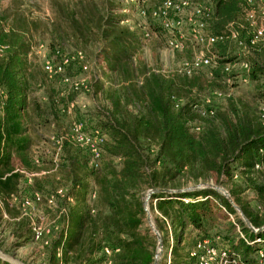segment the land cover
Instances as JSON below:
<instances>
[{"label":"trees","instance_id":"16d2710c","mask_svg":"<svg viewBox=\"0 0 264 264\" xmlns=\"http://www.w3.org/2000/svg\"><path fill=\"white\" fill-rule=\"evenodd\" d=\"M205 1L210 7L205 19L208 33L239 30L246 43L249 33L244 2ZM112 10V6L94 0H81L71 12L55 10L53 24L61 29L62 21L67 39L79 48L83 62H71L63 74L52 77L28 57L26 23L19 21L17 14L0 22V89L4 93L0 112V226L3 211L11 217L9 203L19 192L22 172L32 169L35 153L43 155L41 133L56 128L53 138L58 143H52L50 149L57 159L51 163L58 175V189L42 264H154L157 238L145 226L147 196L155 190L180 191L210 181L229 186V196L243 220L254 230L263 228L264 109L229 101L221 108L215 104L214 116L206 119L193 110L205 97L198 92L203 84L227 86L224 81L229 77L236 81L237 74H231L234 68L224 72L233 61L227 46L234 43L214 45L218 54L213 66L190 77L156 71L137 59L142 32L125 26L123 18L113 15ZM149 27L158 34L164 31L161 26ZM86 47L104 64V78L86 83L95 104L85 115L76 113L66 132L58 134L62 117L76 111L67 96L79 93L63 79H72L70 72L75 67H90L89 57L82 51ZM246 56L250 66L247 79L256 84L254 98L264 106V46L248 50ZM243 75L238 76L239 82ZM74 124H82L87 133L99 130L105 137L96 161L72 140ZM195 124L198 132L193 130ZM235 177L240 180L232 183ZM246 190L254 194L250 200L241 196ZM149 210L155 213L154 224L165 249L172 238L169 264H195L189 257L191 251L200 241L219 244L216 236L222 244H229L227 250L240 256L241 264H259L258 252L264 253V231L255 233L247 226L248 230L239 218L229 222L228 216L236 215L235 208L214 189L173 196L152 194ZM27 220L22 218L12 225V247L0 246L5 254L29 241ZM235 227L245 236L231 243ZM221 228L223 237L217 233ZM29 231L33 238L31 228Z\"/></svg>","mask_w":264,"mask_h":264},{"label":"rangeland","instance_id":"374dc122","mask_svg":"<svg viewBox=\"0 0 264 264\" xmlns=\"http://www.w3.org/2000/svg\"><path fill=\"white\" fill-rule=\"evenodd\" d=\"M81 0H0V22H3L4 18L7 16H12L17 14L18 20H23L27 28L29 29V33L27 35V41L30 44L28 57L30 60H33L43 71V64L51 59H57L59 56H68L73 55L75 52H78L79 48L75 46L74 41L67 39L66 34L64 33V24L60 21L61 29L57 28L53 22H55V10H64L66 12H71L75 9V5L78 4ZM99 4L106 3L113 7V15L119 16L123 18V24L125 26L130 27L131 29L140 30L142 32L141 35V48L137 53V59L144 63L151 69L156 71H161L164 73H177L181 68L183 62L190 61L193 57L198 55L200 52L205 53L213 59V62L216 61V57L218 51L216 47L213 48H201L197 46L194 42H186V49L182 52H173L167 48L166 41L167 35L164 31H160L161 34L155 32L149 24L160 28V25L157 21L142 19L138 13V8L133 6L131 0H94ZM163 0H149L146 4L143 5L145 9L151 10L155 6L161 4ZM11 18L8 20V23L13 20ZM150 22V23H149ZM35 25V27H34ZM155 27V28H156ZM143 28L148 30L149 36L144 37ZM187 28L185 27L186 31ZM87 56L89 57L90 67H87V71L82 72L79 68H74L70 72L72 75V80L76 82H84V83H93L95 80H103V75H101V68L104 67V64L101 62L98 57H94L93 49L82 48ZM227 51L230 53L232 58V62L230 65L238 64V56L241 58L244 53H240L235 44H230L227 46ZM58 52V55L57 53ZM228 65V64H227ZM44 72V71H43ZM242 73L238 66L234 67V70L231 74L235 75L236 81H231L230 85L227 84L225 86L223 83H218L217 85H209L208 82L202 85L200 89H198L200 97L205 96L208 97L210 94L208 91L218 90L224 93H229V100L227 98L216 100L215 104L218 108H221L228 104L231 101L233 104L237 106L241 104H246L250 107L258 109H264L263 103L255 100L254 96L257 94V86L254 83L248 81L246 84H242L238 81V76ZM49 76V75H48ZM52 77V76H49ZM230 79L233 77H229ZM227 78V79H229ZM234 79V78H233ZM231 79V80H233ZM46 80V79H45ZM226 80V79H225ZM234 82V83H233ZM225 83V81H224ZM46 84L51 87L52 84L46 80ZM226 84V83H225ZM68 103H73L76 111L72 113L70 116L62 117L61 126H59L58 134H62L66 132L69 128L70 122L76 119V113L79 115H85L87 109H91L95 104L94 96H91L89 90L80 91L79 93L73 95L70 94L67 96ZM228 100V101H227ZM57 131L56 128H51L45 130L41 133V137L44 140H49L50 144L44 143L45 141H41L42 148L44 149L43 155L39 156L35 153L34 163L31 170L28 172H22V182L21 187L17 196L13 197L9 203L10 209L12 211L11 217L3 211V223L0 226V246L2 249H8V247H12L13 238L11 234V227L14 222L19 219L26 218L28 219V225L26 227L28 231L29 241L26 245L21 246L19 248L11 249L9 255L14 257L15 259L21 261L24 264H42L45 258V246L49 241V235L53 226L52 215L55 208V195L54 192L58 189V175L54 164L51 163L54 158V162H57L55 156H52L53 150L52 143L55 144L57 140H54L53 135ZM40 142V140H39ZM56 150V147H55ZM57 151V150H56ZM40 157V158H39ZM240 179L238 177L233 178V182H238ZM213 186V187H211ZM192 187V186H191ZM203 188H213L219 194L224 196L225 198L231 199L229 196L228 188L229 186H216L212 181L202 184L200 186ZM35 195L39 197V200H35ZM241 196L246 200H250L254 197V194L250 190H246L241 193ZM232 201V199H231ZM24 202L30 203V208L27 207L22 208L21 204ZM211 202H215L212 200ZM232 204L235 208L236 215H230L232 219L228 216V221L233 223L236 218L243 220V217L240 213V209L237 205H235L232 201ZM147 215L145 220V226L151 230L152 236L155 238V232L151 229V226L157 232V229L154 224V215L147 208ZM16 214V215H15ZM28 214V215H27ZM244 222V220H243ZM245 227L249 230L247 225ZM264 227V226H263ZM30 228L32 231V236L30 234ZM218 236L223 237L225 235V231L223 228L219 232H217ZM160 237V241L162 240L161 235L157 232ZM214 235V233H212ZM241 236H245L242 233L239 227H235L234 237L231 239V243L233 241H237ZM156 239V238H155ZM171 237L169 238V248L165 249L162 246H159V240L156 239L157 246L154 254V263L156 264H169V260L171 258V248L173 245V241H171ZM221 239V238H220ZM258 239H256L257 241ZM215 242L217 244L218 249H228L227 246L229 244H222L219 238L216 236ZM224 242V241H223ZM259 255V254H258ZM204 261L206 264H216L213 261V258L206 255L203 252ZM262 259H259V264ZM106 264V263H105ZM196 264V262H195ZM199 264V262L197 263ZM264 264V263H263Z\"/></svg>","mask_w":264,"mask_h":264},{"label":"built area","instance_id":"2783aa9c","mask_svg":"<svg viewBox=\"0 0 264 264\" xmlns=\"http://www.w3.org/2000/svg\"><path fill=\"white\" fill-rule=\"evenodd\" d=\"M131 1L133 6L138 8L137 13L142 19H152L159 23L167 35V48L173 52L184 51L186 42H194L201 48L209 49L216 44L232 41L237 45L238 51L244 53L243 56L246 55L248 50L254 49L258 45L264 46V0H242L245 6L244 22L246 23L249 33L246 43L242 41L239 30H229L219 35H211L208 33L205 19L209 16L210 7L205 0H163L161 4L155 6L151 10H147L143 7V5L149 0ZM185 27L187 28L186 31H184ZM143 30L144 37L147 38L149 33L145 28H143ZM245 58V56L241 58L239 55L237 59L238 64H228L224 69V72L228 74L235 66H238L244 73V75L240 77V83L242 84L248 83L247 74L250 70V66L245 61ZM74 61L79 63L83 62L81 52L78 51L73 55L65 57L59 56L57 59L53 58L48 60L43 64V71L49 76L63 74L65 68ZM211 66H213V59L205 53L200 52L190 61L183 62L177 73L190 77L197 71ZM81 71H87L85 64L81 65ZM63 83L77 92L87 89L86 83L76 82L69 78H64ZM225 83L230 85L232 83L231 79H226ZM229 95V93L215 90L208 97L199 102L193 110L200 118H212L214 116L213 107L215 101L228 98ZM3 100L4 93L0 89V112L3 108ZM177 104L178 102H176L175 107H177ZM193 128L194 132L199 131L198 125L195 124ZM104 138L105 137L99 130H96L93 133L85 132L82 124H74L72 127V140L79 146L88 150L93 161H96L99 158L100 148L104 143ZM57 143L58 142H56V144ZM35 200H39V197L36 195ZM21 207H27V209H29L30 203L24 202L21 204ZM229 217L232 219L231 216ZM241 237L244 239L243 236ZM256 242H259V240ZM203 252L213 258V261H217L216 264H241V259L238 254L225 248L219 250L217 245H213L209 241L198 242L195 249L189 254V257L195 259L196 264L198 262L199 264H206ZM104 253L106 255L110 254L107 249H104ZM258 254L259 259H262L260 264H263L264 253L259 251ZM106 264H109V262Z\"/></svg>","mask_w":264,"mask_h":264},{"label":"water","instance_id":"95a60500","mask_svg":"<svg viewBox=\"0 0 264 264\" xmlns=\"http://www.w3.org/2000/svg\"><path fill=\"white\" fill-rule=\"evenodd\" d=\"M201 185L199 186H193V187H189V188H186L184 190H180V191H174V190H168V189H161V190H155L153 192H151L146 200H145V210L147 211V208H148V200L150 198V196L152 194L154 195H165V196H173L175 194H179V193H183V192H193V191H199L201 190L202 188L200 187ZM213 187V186H211ZM213 189V188H211ZM229 200V202L232 203L231 199L227 198ZM246 225L255 233H262L264 231V227L261 228V229H252L250 224L244 219ZM151 229L155 232V236L156 238L159 240V246H161V241H160V237L158 236L157 232L155 231V229L153 228V226H151ZM0 261L3 262V263H6V264H24L22 263L21 261L15 259L14 257L10 256L9 254H5L1 249H0ZM156 264V262L154 263Z\"/></svg>","mask_w":264,"mask_h":264}]
</instances>
